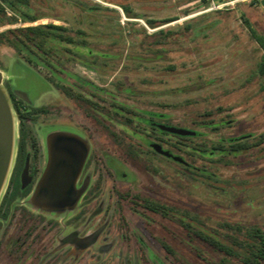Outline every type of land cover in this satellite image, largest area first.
<instances>
[{
  "label": "rangeland",
  "instance_id": "rangeland-1",
  "mask_svg": "<svg viewBox=\"0 0 264 264\" xmlns=\"http://www.w3.org/2000/svg\"><path fill=\"white\" fill-rule=\"evenodd\" d=\"M261 1L223 0L215 8L201 0H31L40 20L0 27V33L42 24L83 30L88 35L89 48L103 54H116L118 58L105 60L112 73H97L78 64L70 65L67 68L70 77H61L63 85L68 87L76 77L89 80L97 89L107 91L105 94L96 89L97 96L110 99L111 93L120 102L140 111L168 114L162 121L165 127L206 132L203 143L207 146L218 138L256 134L254 138H243L252 146L249 153L236 158L204 160L208 167L213 164L214 169L210 168L218 175L204 181L165 158L145 157L150 169L140 168V194L145 193L152 202L170 208L173 214L165 218L144 211L151 224L146 232L142 231L145 221L135 215L129 219L136 233L140 232L155 246L154 252L162 251L165 235L171 237V242L176 241L172 245L174 259L169 264H202L205 259L207 263L220 264V257L205 251L181 225L176 214H186L191 221L217 230L220 224L229 223L239 224L245 231L253 228L264 231V143L263 147L260 145L261 140L264 141V76L258 71L264 50L249 28L250 25L264 37ZM93 5L101 9L89 10ZM119 5L128 7L142 19H128ZM174 17L178 20L155 29L147 24V20L158 22ZM160 30L171 32L166 43L160 42L163 37L158 33ZM0 71L4 76L3 87L6 88V82L10 83L30 104L50 109L60 106L66 110L69 100L45 80L49 74L42 67H29L13 49L0 47ZM13 117L14 161L19 139V119L14 111ZM30 124L43 152H46L48 134L54 131L74 134L93 148L86 134L68 119L67 113L38 116ZM202 124L207 128H201ZM168 137V145L176 152L180 142L192 146L201 144L200 139L183 141L173 135ZM255 144L258 146L254 147ZM180 153L199 163V158L190 152ZM149 187L155 192L154 196L141 189ZM25 205L29 206L27 202ZM75 213L50 216L59 220L63 228L61 236L73 229L67 225L76 218ZM83 222L84 218L80 220L84 234L93 232L97 226L95 220L90 224ZM119 229H114L113 233L117 234ZM110 242L111 239L106 241ZM103 243L100 240L87 251L90 256H99L98 262L87 264H122L116 258L122 250L120 243L108 255H98V247ZM67 248L72 249V246ZM140 251L145 257V252ZM70 261L60 264H70ZM231 264L238 263L232 261Z\"/></svg>",
  "mask_w": 264,
  "mask_h": 264
},
{
  "label": "flooded vegetation",
  "instance_id": "flooded-vegetation-1",
  "mask_svg": "<svg viewBox=\"0 0 264 264\" xmlns=\"http://www.w3.org/2000/svg\"><path fill=\"white\" fill-rule=\"evenodd\" d=\"M0 3L2 4L1 0ZM57 78L52 86L55 91L62 93L69 100L66 110L60 106H53L50 109L46 106L30 104L23 95L12 88L10 83L6 82L5 89L19 119L16 159L19 154H23L24 163L19 177L14 182L11 180L12 176L10 177L0 202V264H60L61 261L65 262L70 259V264L96 262L99 256H90L87 251L96 246L100 240L104 243L98 247V255H108L115 250L117 243H120L122 250L116 258L122 264H169L174 259L175 251L172 245L176 241L171 242V237L167 234L163 237L162 251L154 252L155 246L150 244V241L140 232L136 233L137 229L129 219L131 215H135L145 221V229L142 231L146 232L151 224L145 218L144 211L165 218L173 214L170 208L152 202L144 195L145 193L140 194V168L150 169V162L145 157L154 155L165 158L182 167L185 172L204 181L218 178L217 173L212 170L214 169L213 164L208 167L204 160L220 159L224 156L236 158L245 155L251 148L241 149L240 144L249 146L245 143L246 140L249 136V138H254L256 134L218 138L207 146L203 143L207 135L202 130H193L195 135L179 136L161 129L162 121L168 117V114L162 112L144 110L149 113V116L144 118L146 123L142 130L139 127V108L129 105L127 107L132 109V122L131 127L125 126L114 120L115 118L122 120L125 116L122 109L124 103L120 102L114 94L110 93L112 97L110 99L97 96V91L103 93L104 90L97 89L89 80L76 77L68 84L69 92L72 94L68 97L61 89L64 86L60 81L61 77L58 75ZM104 93L107 94V91ZM94 96L95 99H93ZM40 108H45L46 111L33 112L34 109ZM62 112L67 113L73 125L78 126L86 134L93 148L91 149L85 141L89 152L74 186L73 196H77V201L73 207L48 210L34 203L33 198L48 165L49 137L61 132L54 131L48 134L46 152H43L30 123L35 122L38 116L49 114L61 116ZM203 125L200 127L207 128ZM21 126H24L22 136ZM169 135L176 136L183 141L200 139L201 144L192 146L180 142L176 146L178 149L176 152L166 141ZM244 137L247 139L234 143L230 141ZM22 139L24 144L20 147L19 143ZM114 140L120 143H115ZM153 144L159 145L163 151L169 152L173 157L182 158L183 162L175 161L173 157L156 152L152 147ZM233 144H238L237 148L240 150L231 148ZM260 145L263 147V140ZM256 146L258 145L255 144L254 147ZM181 151L197 156L199 163L195 164L193 160L180 153ZM24 172L26 175L23 179ZM141 189L152 196L155 195L151 187L148 190ZM97 201H100V206ZM25 202L29 206L25 205ZM148 204H157L164 209H149ZM140 207L143 209L139 210ZM73 211H76V218L67 225L73 229L61 236L63 228L59 220L50 216ZM176 215L186 217V214ZM86 216L87 219H85ZM83 218V223L88 222V224L95 220L94 225L97 226L93 232L84 234L82 223L80 224ZM116 228H120L117 234L113 233ZM148 237L152 238L150 235ZM108 239H111L110 243H106ZM68 246H72V249L67 248ZM141 249L145 252V257Z\"/></svg>",
  "mask_w": 264,
  "mask_h": 264
},
{
  "label": "trees",
  "instance_id": "trees-1",
  "mask_svg": "<svg viewBox=\"0 0 264 264\" xmlns=\"http://www.w3.org/2000/svg\"><path fill=\"white\" fill-rule=\"evenodd\" d=\"M1 1L0 26L5 24L34 23L41 19L32 6L31 0ZM201 1L207 6H210L206 0ZM216 1L218 4L223 2V0ZM260 3L264 4V0ZM119 6L123 9L128 19H142L135 16L128 7ZM100 9L101 6L98 5H93L89 8L91 11H98ZM112 11L118 13L116 10ZM176 20H178L176 17L158 22L155 20H147V24L151 29H155ZM249 28L254 39L264 50V37L258 35L250 25ZM145 33L147 32L145 31ZM158 33L163 36L160 42L166 43L171 32L160 30ZM87 37L88 35L81 29L73 30L62 25L42 24L10 29L0 33V47L13 49L32 69L42 67L49 74L45 80L51 85L58 79V75L65 78L70 77V71L67 69L70 65L78 64L97 73L103 71L112 73L107 68V61L105 60H117L118 55L103 54L92 50L88 46ZM258 71L264 76V56L259 63ZM61 89L66 96H72L69 92V86L64 85ZM122 109L125 113L124 118L122 120L115 118L114 120L131 127L132 109L131 107H127L126 104H123ZM44 110L46 111L45 108L34 109L33 112L38 113ZM139 115V127L143 130L146 123L144 118L149 116V113L140 111ZM20 134L21 136L24 135V126L20 127ZM242 139L238 138L230 141L234 143ZM115 143L119 144L120 142L116 140ZM23 144L24 140L22 139L19 146L22 147ZM238 146V144H233L231 148H237ZM240 147L241 149H249L252 146L240 144ZM237 149L240 150L239 148ZM23 163L24 156L23 154H19L16 159L15 169L13 168L14 171L11 174L12 182L19 177ZM148 207L153 210L164 209L157 204H148ZM177 218L181 225L183 224L187 228L190 235L205 247V251H208L212 256L218 255L220 257V264H231L232 261L238 264H264V231L262 229L253 228L245 231L243 226L239 224L232 225L223 223L220 224V229L217 230L199 224L198 221H191L187 216H178ZM205 260L202 264H210V262L207 263Z\"/></svg>",
  "mask_w": 264,
  "mask_h": 264
},
{
  "label": "water",
  "instance_id": "water-1",
  "mask_svg": "<svg viewBox=\"0 0 264 264\" xmlns=\"http://www.w3.org/2000/svg\"><path fill=\"white\" fill-rule=\"evenodd\" d=\"M3 81L4 76L0 71V197L6 191L5 186L8 185L7 182H9L14 168L13 155L16 137L14 109L7 91L3 87ZM161 129L179 136L195 135L193 131L164 126H161ZM152 147L160 154L173 157L157 144H153ZM88 152L87 143L74 134L61 132L50 136L48 165L38 185L33 202L48 210L72 208L77 201V196H73L74 186L87 159ZM173 159L183 162L180 157L175 156ZM25 175L24 172L23 179Z\"/></svg>",
  "mask_w": 264,
  "mask_h": 264
},
{
  "label": "built area",
  "instance_id": "built-area-1",
  "mask_svg": "<svg viewBox=\"0 0 264 264\" xmlns=\"http://www.w3.org/2000/svg\"><path fill=\"white\" fill-rule=\"evenodd\" d=\"M207 2H209V4L215 8H218V3L216 0H206Z\"/></svg>",
  "mask_w": 264,
  "mask_h": 264
}]
</instances>
